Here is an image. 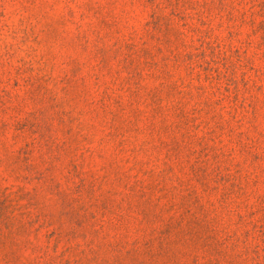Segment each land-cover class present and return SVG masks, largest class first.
<instances>
[{
    "label": "rangeland",
    "instance_id": "374dc122",
    "mask_svg": "<svg viewBox=\"0 0 264 264\" xmlns=\"http://www.w3.org/2000/svg\"><path fill=\"white\" fill-rule=\"evenodd\" d=\"M0 264H264V0H0Z\"/></svg>",
    "mask_w": 264,
    "mask_h": 264
}]
</instances>
